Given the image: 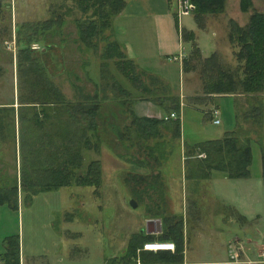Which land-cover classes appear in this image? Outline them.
Instances as JSON below:
<instances>
[{"label": "rangeland", "instance_id": "obj_1", "mask_svg": "<svg viewBox=\"0 0 264 264\" xmlns=\"http://www.w3.org/2000/svg\"><path fill=\"white\" fill-rule=\"evenodd\" d=\"M12 1L15 3V9L11 8L12 12L10 15L13 20L19 17L18 20L21 22V20L32 19L36 15L37 17L45 16V14H43L45 11H43L41 6L34 7L30 10L28 8V0ZM237 2L238 0H228L229 4L227 10L224 9L223 12L218 14H207L200 24L196 22L192 10L187 14L178 16L183 26L188 28L191 27L195 32L196 36L194 35L190 42L194 41L203 55H208L212 51H217L221 61L226 65L236 63L233 55V47L227 35L230 23L229 17L236 15V17L239 18L241 16L242 21H246L250 13V11H243V14L238 13ZM252 7L257 10H264L263 0H252ZM30 15H32V17ZM12 22L11 20V23ZM11 25L13 26V23ZM0 27L2 28L4 25H0ZM126 27L129 29L130 40L135 47L132 46L131 52H134L135 55L139 54V52L145 53L144 55L140 54L136 57L139 62H141L140 64L144 67H150L157 73H166L167 76L173 80L174 84H178V63L169 62L163 64L157 59V56L153 54L149 24L147 22H142L141 24L140 22L133 23L131 21ZM67 29H72L70 33H74L73 24L69 25ZM2 34L5 38H0V47H3V44L6 47L5 41L10 40L13 36L16 47L14 50L17 49L14 30L10 35L8 32ZM37 35H39V33ZM71 35L73 34H70V37ZM190 42L183 41L184 49L187 51L189 50ZM39 43L32 44L36 47L34 50L38 51V54L40 50ZM49 43L58 45L57 36L55 35V37L49 40ZM7 49L11 50L10 48ZM14 50H11L13 54L15 53ZM6 54V52H0V100H9L12 98L13 90L11 85L13 69L16 72V65L8 60L9 58ZM39 57L38 55V58ZM86 58L93 64L98 63V61L100 63V57L97 56V54L88 55ZM67 59L68 63L72 65H76V62H80V58L77 56L76 52H72ZM197 61L198 60L195 61L197 64L195 70L183 73L181 69V72L184 74V92L189 91L192 93V91H195L197 93H202V82L198 74L200 64L199 61ZM108 65L109 68L115 71L122 83L132 91L130 95L132 100L130 104L131 108L133 107V101L140 98L149 99L152 103L154 102L148 97H142L144 92L142 91L143 89L141 90L140 88H142L143 82L140 85L137 84L138 88H134V84L130 79L126 78V76L124 77L122 73L117 71L112 61H110ZM91 67L94 66L91 65ZM136 70L137 73L140 74V79L142 81L151 83V76L149 74H146L145 71L138 67H136ZM54 75H56L54 79L58 81L60 74L54 72ZM168 85L171 86L169 83ZM61 89L65 91L68 96L73 92L72 86L67 82L62 84ZM153 90H155L154 96L163 95L159 89ZM230 94L233 95L236 101L235 110L236 113H238V123L236 122L231 97L218 96L215 98L216 100H213V104L217 103L219 106V114L217 115L220 119L219 123H214L212 121L214 116H210L207 111H203L204 105H202L203 108L199 107V111H195L191 106L185 105V114H182L181 118L182 133L184 135L182 136V140L184 137L188 140L189 136H206L203 134H212L216 136L215 134L219 133L221 130L227 128L232 130L237 126L236 128H239V131L242 132L241 137H244V135H249L250 137L249 143L251 145L252 160L249 167V175L223 178L222 175L224 174L215 170L213 172L215 174L213 175L212 173L209 179H207V176L198 178L192 177L188 178L186 181H183L181 178V184H183L181 186H184L182 190H185L187 193L189 192V195L191 194V196L199 197L201 201L197 202L200 205L208 203V200L202 199L203 195L208 192H219L225 196H228L229 193L233 195L235 193L230 204L234 206L240 204L241 208L235 206V209L238 208V213H236L235 210L233 216L226 215V217L217 214L213 217V221L216 226H220L224 229L225 233L230 234V236H234L235 234L240 236V242L236 243L234 246L232 245L233 250L239 252L241 248L243 252L246 247L249 251V247L252 246L253 248H258L260 253H263V245L259 244V241L263 240L261 243L264 242V180L261 171V150L264 151V94H259L256 98H252L251 95L243 93ZM151 96L153 97V95ZM161 101H163V99ZM208 106H212V103L208 104ZM253 106L260 107L261 113L252 111ZM98 121L100 134L97 135V137H94L93 134L90 137H83L81 144L84 167L90 159L95 158H98L101 165H103L101 183L96 187L72 184L50 190H43L40 188L41 184H32L27 181L24 174V158L28 152L25 150V146L22 143L19 147L17 157L18 161L21 160L22 162L23 176L22 182L18 180L16 184L15 172L13 169L15 147L13 137L9 132V125H7V132L4 137L5 141L0 148V157H4L9 162V170L11 167L12 173L0 175L1 192L9 191L12 193L13 197L17 187L19 194L22 191V196H20L19 200V210H21L19 213L20 216L17 215V209L10 207L7 202L0 204V255H4V252L13 250V241L15 239L17 240V234H19L21 242L20 250L26 261L32 260L37 264H42L47 261L57 262L59 258H63L64 262H101L103 260V255H107L111 251L110 247H108V238H111L112 233L115 243H117V241L126 234L127 226H129L130 223L132 224L135 218L139 217L140 212H142L144 208L151 205L150 197L147 195L143 194L145 198L141 201L135 191H132L133 193H128L131 187L137 190L139 189L140 183H142L134 182L133 179H129V177L131 178L132 171L136 172V176L138 175L137 173H144L142 170H138L140 166H137L135 163H147V167H141L147 168L146 174H143L144 176L149 175L152 171L159 170L162 173L165 183L167 180L171 179V177H175V173L180 171L179 163L177 162V157H179V155L178 153L177 155L173 153L171 147L176 145L177 142L180 143L181 134L180 132L179 135L176 134L171 121L163 120L158 125L151 124V132L148 131L144 133L140 131L137 132L131 124L128 125L130 123L129 120V123L127 122L126 125L132 130L131 137L133 140L125 139V137L121 139L118 134L119 131L116 130L117 142L113 139L116 137L112 138L107 135V124L104 116H101ZM229 123L232 124L229 126ZM161 128L172 132V137H170V135H164L165 138L163 139L164 136L159 133ZM148 134L151 135L149 136ZM88 138L89 140H87ZM95 139L97 143L96 151L86 147V143L89 144V141L94 143L93 141H95ZM170 139H173V141L171 142ZM118 142L124 149L126 146V149H129L128 152L123 153L126 154V159L131 161L129 164L130 166L133 165V168L124 162L122 163V159L115 155L117 154L116 150H122V147H118ZM65 143L66 139H64V144ZM110 148L113 152L108 150ZM198 150L205 152L203 157L205 158L207 154L206 151L200 148ZM151 152H154V155H156V153L158 154L157 159ZM192 154L198 156L195 152ZM179 160L183 162V157L180 156ZM20 166L21 165H19V167ZM83 169L81 167L80 171L82 172ZM179 175L182 177V173ZM209 175H211V173ZM184 177L186 178V175ZM219 178L220 182H217L216 179ZM123 180H125L126 183H124ZM21 183L22 188H20ZM165 183L162 181V189L165 187ZM143 184L148 188V183ZM151 186L153 185H149V187ZM166 186L165 188L167 189L169 184L166 183ZM151 188L155 189V187ZM122 194L125 197H122ZM123 201L124 206L126 205V209L128 210H123L121 207L120 202ZM134 202L136 205H133ZM11 204H13V201H11ZM205 209L206 208H203L201 212V215L204 217L201 219L203 223L207 222L209 218V216L203 214L204 211H207ZM95 235L98 239V247L94 245L95 242L93 238ZM131 242H134V238L130 239V243ZM256 242L259 243L255 244ZM202 244H204V242H202ZM203 247H206V244H204ZM208 247V253L202 255L203 258L214 257L212 249H210L211 246ZM226 252L227 248L225 250V253Z\"/></svg>", "mask_w": 264, "mask_h": 264}, {"label": "crops", "instance_id": "obj_2", "mask_svg": "<svg viewBox=\"0 0 264 264\" xmlns=\"http://www.w3.org/2000/svg\"><path fill=\"white\" fill-rule=\"evenodd\" d=\"M27 3L30 10H32L34 7L36 8L37 6H41L43 8V11H45L43 13L45 14L44 17H37L36 15L32 19H28V21L37 22L38 20L41 21L49 16L51 0H28ZM13 4L14 5L12 8L15 9V3ZM228 4V0H226L225 10L228 9ZM237 4L238 13L243 14V11H241L240 9V0H238ZM67 5H71V3L67 1L65 6ZM7 8L1 10L0 25H6V31L11 34L13 30L14 32L16 31V21L18 23H21L22 20L20 22L18 20L19 17H16L17 19L15 18L14 20L11 19V4ZM74 13L78 14L76 8L74 9ZM32 15L30 16L32 17ZM180 15L177 14V0H125L121 11L111 18L110 28L105 30L106 34H110L111 38L116 39L120 43L121 50L127 57L132 58L137 63L138 68L157 75L158 79L162 83H165L167 85L169 83L171 85H168L170 89L168 94L172 93V95L175 96L174 101H179V112H176L179 115L178 117L169 116V113L173 110L170 109V106H172V102L170 100L168 101V99H166L165 102H162V104H158L157 102L152 103L151 101H149V99L140 98L133 101L132 110L137 116L156 117L171 122L172 120H174V118H178L180 120V143L177 142L176 145H173L171 147V149H173V153H176V155L178 153L179 155V157H177L178 160H176L179 163L180 171L178 173H175V177H171V179L166 181V183L169 184V187L166 189L165 187L167 186L165 180L163 179L162 173L159 170L152 171L149 173V175L144 176L143 174H146L145 172L147 168L141 167H147V163L143 164L139 162H133L137 166H140L138 167V170H142V172L144 173H137L138 175L136 176V172L132 171L131 178L129 177V179H133L134 182L142 183H140L139 189L135 190L131 187L130 191L127 192L133 193L132 191H135L141 201L143 198H145L143 194L147 195L148 197H150L151 205L147 207L145 206L146 208H144L143 211L140 212L139 217L135 218V220L132 221V224L130 223L129 226H127L126 234L121 237L120 240L117 241V243H115L114 235L112 233L111 238H108L109 246H107L111 249L109 254L103 255V260L101 262H64L63 258H59L57 262L47 261L42 264H264V257L262 256V253L258 251V248L256 249L251 246L249 247L248 251V248L245 247L243 252L241 251L240 247H237L240 248L239 252H237V250H233L232 245L234 246L236 245V243L240 242V236L236 234L234 236H230V234L225 233L224 229H222L220 226H216L213 221V217L217 214H221V216L224 215L226 217V215L233 216L235 214V210L236 213H238V208L235 209V206L241 208L240 204L235 206L233 204H230L233 196H235V193L234 195L229 193L228 196H225L219 192H208L203 195L202 198L204 200H208V203L200 205L197 202L201 201L199 200V197L191 196V194L189 195V192L187 193L185 190H182L184 186H181L183 184H181L180 179L182 178L183 181H186L189 178L188 176H186L187 179L184 177L186 175L187 166L195 167V163L198 162L197 160L204 159L203 157L205 152L198 150V143L208 139L220 138L225 135L226 132L231 131L229 130L230 128H227L219 131V133L215 134L216 136L212 134H203L206 136H189L188 140H186L185 137L182 140V136L184 135L182 133L181 118L182 114H185V105L191 106L195 111H199V107L203 108L202 105H204L203 111H207V113H209L211 116L212 107H219L217 103L213 104V100H216V97H231V103L233 102L232 105L234 107V114H236V101L233 95L230 93L205 94L197 93L195 91H192V93L189 91L184 92V74L181 72V69L182 58L183 55L187 53V50L184 49L182 30L187 29L188 27L183 26L180 23V19L178 17ZM229 19H234L240 25H243L247 21H242L241 16L238 18L236 17V15L233 17H229ZM11 20L13 21L12 23L14 27L11 25ZM131 21L133 23L140 22L142 24V22H147L149 24V28L151 31L150 40L152 42L153 54H155L157 56V59H159L163 64H167L169 62L178 63V84H174L173 80L169 78L166 73H157L150 67L142 66L140 64L141 62H139L136 57L140 54L144 55L145 53L139 52V54L135 55L134 52H131L132 46L134 47V45L130 40L129 29L128 27H126L128 23H131ZM71 24H73L74 33H70L72 29H67V27H69V25ZM3 29L4 27L1 28V31H3ZM188 29L193 31V28L191 27H189ZM70 34L73 35H71L70 37ZM0 35L1 39L5 38L3 34L0 33ZM55 35L58 38V45L49 43V40L55 37ZM76 36L77 28L75 25L74 16L65 15L63 21L61 22V25L55 32L46 30L43 34H36L35 38H37V40H33L31 42L33 53L37 56V58L38 55L40 56L38 59L45 68L49 77L53 82L57 84L64 97L72 101L82 100L81 96L76 94V92H78L82 87H84L85 90L89 91L90 94H93L96 90L97 83H99L100 81L99 61L98 63L93 64L88 58H86V56L91 54H97V56H99V53L94 51L91 47H78V43L74 42L73 40ZM34 43H39V54L38 51L34 50L36 48L34 47V45H32ZM16 50L17 49H15L14 52H16ZM6 51L8 50L0 48V52ZM72 52H76L77 56H79L80 58V62H76V65L68 63L67 58L72 54ZM7 55L8 53L6 54V56ZM12 56L13 60H8L15 65V53H12ZM173 56H176L177 58L172 59ZM91 65H93L94 67H91ZM54 72H58L60 74L58 81L54 79V77L56 76L54 75ZM64 82H67L73 88V92L70 96H68L65 91L61 89ZM11 86L13 93L12 96H10L12 98L9 100H0V148L4 144L7 125H9V132L13 137L15 147L13 169L15 172L16 184L18 180H22L23 176L22 162L21 160L18 161L17 157L21 143L24 144L25 150L28 152V154L25 155L24 158V174L27 181L32 184L48 183L50 181V172L48 171L50 165L46 158L49 157L48 154L51 150L59 152L60 148L63 149L65 133L64 125L62 126V128L60 127V120L61 118L64 119L66 114L65 112L57 113L56 127L51 126L48 123L49 118L52 120H54L55 118L50 116L46 119V121H43L44 115L40 113L38 114V116H40L38 119H42V122H36L37 117L34 116V112L31 111V107L29 109H26V106H22L18 100L17 73L14 69L12 74ZM75 87L78 88L76 89ZM210 103H212V106H208V104ZM36 107L39 108V106ZM100 110V115L96 116L95 118L96 127L94 129V132L90 129L87 134L89 136H92L93 134L94 137H97V135L100 134L98 120L101 116H104L107 124V135L111 136L112 138L116 137L113 139L117 142L118 140L116 130L118 131L120 129H123L129 121L127 113L124 112L123 107L117 100L112 98V96L111 99H108L102 103ZM231 124L232 123H229V126ZM159 133L163 136L170 135V137H172V132H169L163 128L160 129ZM164 138L165 136L163 137V139ZM170 140L171 142L173 141V139ZM93 142L94 143L90 141L89 144H87V148H91L96 151V139ZM117 144L118 147H122V150H116L117 154L115 155L122 159V163L124 162L130 166L129 163H131V161L127 160L125 157L126 154L123 153L128 152L129 149H126L127 146L124 149L119 142ZM108 150L112 151L111 148ZM194 152L197 153L198 156L192 154ZM180 156L183 157V162H180ZM19 165L21 166L19 167ZM100 166L102 173L103 165H101V162ZM114 166L118 167L117 165ZM130 167L133 168V165H131ZM215 170L222 172L224 174L222 175L223 178H231L227 176L224 171L214 168L211 169V175H209L207 179L211 178L212 173ZM11 173L12 168L10 167L9 170V162L4 157H0V175H8ZM181 173L182 177L181 175H179ZM214 174L215 173H213V175ZM216 180L217 182H220V178ZM123 181L124 183H126L125 180ZM162 181L165 183V187L163 189ZM143 183H148V188H146ZM149 185H153L151 187H155V189H152L151 187H149ZM185 189L187 190L186 187ZM20 196H22V191L19 194V191L17 189L16 192H14L13 196V199L15 200V203L13 204L14 206L10 205V207L17 209L18 216H20L19 213L21 211L19 210ZM122 197L125 196H123L122 194ZM120 205L123 210L126 209V205L124 206V201L120 202ZM203 208H206L205 210H207V213L204 211L203 214L209 216L208 221L205 223L201 222V219L204 218L203 215H201ZM168 223H173L177 226V231L180 230L181 233V240L178 243V247H176L177 236L173 233H168L166 235V241L174 242L175 249L170 251H160L157 255V259H154L153 255L156 253V251L142 249V244L150 240H163L165 236L164 230ZM131 238H134V242H132V244H136V248L130 255H127V250ZM93 239L95 242L94 245H97L98 247L97 236L95 235ZM261 241H259L260 243L256 242L255 244L259 243L263 245L264 249V242L261 243ZM202 242L206 244V247H203L204 244H202ZM14 246L16 248L15 253H12L10 251L9 253L4 252V255H0V264H37L32 260L26 261L23 253H21V242L19 234H17V242L15 241ZM208 246H211L210 249H212V253L214 255L213 258L202 257V255H206V253H208ZM225 247L227 248L226 253Z\"/></svg>", "mask_w": 264, "mask_h": 264}, {"label": "trees", "instance_id": "obj_3", "mask_svg": "<svg viewBox=\"0 0 264 264\" xmlns=\"http://www.w3.org/2000/svg\"><path fill=\"white\" fill-rule=\"evenodd\" d=\"M67 1L71 5L65 6ZM190 1L194 4L192 10L194 18L200 24L207 14L223 12L226 0ZM124 3L125 0H51V6L53 7L50 8V15L45 19L37 22L24 20L21 23H16L17 50L15 52V65L19 102L22 106H26V109L31 107V111L37 117L36 122H42V119H38L40 117L38 116L39 113L44 115L43 121H46L50 116L55 118L54 120L49 118L48 123L51 126H57V113L65 112L66 114L65 118L60 120V127L62 128L64 125L66 143L63 149H59V152L51 150L48 154L49 157L46 158L50 165L48 170L50 181L40 185L43 190L72 184L96 187L101 183V166L98 159H92L85 167L83 166L81 141L83 137L89 136L87 132L90 129L94 132L96 127L95 118L101 113L102 103L111 99V96L123 107L130 120L128 125L131 124L137 132L147 133L151 130V124L158 125L163 121L155 117H140L133 112L130 106L132 91L122 83L115 71L109 68L110 61L114 63L117 71L130 79L134 84V88H138L137 84L144 83L140 88L144 92L142 97H148L158 104H162L168 99L172 102L170 109L175 112L179 111V101H174L175 96L172 93L168 94L169 86L162 83L157 75L147 71L145 73L151 76V83L142 81L136 70L137 63L125 55L116 39L105 33V30L110 28L111 18L121 11ZM10 4L11 0H0V16L1 10L9 7ZM75 8L78 14L74 13ZM240 9L244 12L250 11L247 22L240 25L234 19H229L227 34L233 47L235 64H224L217 51H212L210 54L203 56L197 44L194 41L190 42L194 37V32L189 29L182 30V40L190 42L189 50L182 58V70L183 73L195 70L197 65L195 61H199L200 70L198 74L202 82V93H243L251 95L252 98L264 94V10L254 9L252 0H240ZM65 15L74 16L77 36L73 40L78 43V47H91L94 51H99L101 59L100 81L96 85L95 92L90 94L82 87L79 89V93L76 92L82 100L76 101L64 97L57 84L52 81L37 56L33 53L31 47V42L37 40L35 38L36 34H43L46 30L56 31ZM5 27L6 25H4L3 31L0 32L1 34L7 32ZM2 46L0 48L8 50L4 44ZM6 52L8 58L12 61V51L8 50ZM153 89H159L163 95L154 96L155 90ZM162 99L163 101H161ZM36 106H39V108ZM252 111L261 113L260 107L256 106H253ZM235 115L238 123V113ZM128 125L118 130V134L121 139L125 137V139L133 140L131 137L132 130ZM172 125L176 134L179 135L180 120H172ZM241 135L242 132L239 131V128H235L226 132L220 138L199 142L198 147L206 151V157L197 160L195 167L187 166L186 176L189 178L208 177L211 169L214 168L224 171L229 177L248 176L250 173L249 164L252 160L250 137L249 135L241 137ZM151 153L155 154L154 152ZM157 155V153L154 155L156 159ZM261 160L264 180L263 150H261ZM81 167L82 169L84 167L82 172L80 171ZM20 188H22V183ZM11 201H13V204L15 203L12 193L9 191L1 192L0 189V203L7 202L9 205L14 206ZM177 229L175 224L168 223L164 230L165 236L163 239L167 240L166 235L168 233L175 234L177 236L176 247H178L181 240L180 230L177 231ZM15 241L17 242V240L13 241V250H10L12 253L16 252ZM135 248L136 244L131 242L127 255H130ZM160 251L163 250H158L153 255L154 259H157Z\"/></svg>", "mask_w": 264, "mask_h": 264}, {"label": "built area", "instance_id": "obj_4", "mask_svg": "<svg viewBox=\"0 0 264 264\" xmlns=\"http://www.w3.org/2000/svg\"><path fill=\"white\" fill-rule=\"evenodd\" d=\"M13 7V1L11 0V8ZM194 8V4L190 0H177V14H187L189 13L192 9ZM15 36V35H14ZM6 47L10 48L11 50L15 48V42H14V37L8 41H5ZM173 59H176V56L172 57ZM212 115L213 117V122L214 123H219L220 119L217 116L219 114V108L218 107H213L212 109ZM170 117H178L179 115L171 111L169 113ZM142 249L145 250H152V251H158V250H174L175 249V244L172 241H166V240H150L146 241L142 244ZM262 256L264 257V252L262 253Z\"/></svg>", "mask_w": 264, "mask_h": 264}, {"label": "water", "instance_id": "obj_5", "mask_svg": "<svg viewBox=\"0 0 264 264\" xmlns=\"http://www.w3.org/2000/svg\"><path fill=\"white\" fill-rule=\"evenodd\" d=\"M133 205H136V203L134 202V204Z\"/></svg>", "mask_w": 264, "mask_h": 264}]
</instances>
